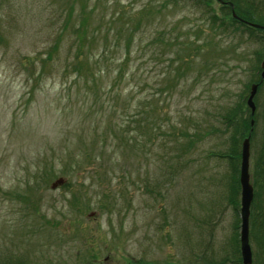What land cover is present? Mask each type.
<instances>
[{
	"label": "rangeland",
	"instance_id": "rangeland-1",
	"mask_svg": "<svg viewBox=\"0 0 264 264\" xmlns=\"http://www.w3.org/2000/svg\"><path fill=\"white\" fill-rule=\"evenodd\" d=\"M220 6L0 0V264H241L234 182L248 138L259 190L264 34L222 28Z\"/></svg>",
	"mask_w": 264,
	"mask_h": 264
},
{
	"label": "trees",
	"instance_id": "trees-1",
	"mask_svg": "<svg viewBox=\"0 0 264 264\" xmlns=\"http://www.w3.org/2000/svg\"><path fill=\"white\" fill-rule=\"evenodd\" d=\"M216 1L221 4L220 10L226 11V12H224V15L222 16V18L214 15V18L219 22V24H218L219 26H223L222 28L225 29V27H224L225 24L230 21L231 27H233V25H236L238 27L240 26L241 28H244L245 30H249L251 32L254 30H258L264 34V13L262 12V10L258 9L259 11H257L256 7L253 4L248 3L247 0H216ZM223 2H224V4H223ZM201 3L204 4L205 6H209V7L211 6V0H201ZM240 4L242 6H240ZM250 24H254L257 27H252V26H250ZM76 32L80 33V35L82 33L84 34L82 23L76 29ZM127 32L129 33V39L127 40V45H128V42L132 41L135 32L133 31V29H131L130 32L127 29ZM82 38H84V37L82 36ZM81 40H83V39H81ZM49 53L47 55V59H49V56L51 54V53L50 54ZM77 55H80V49L79 48L77 51ZM81 56H82V54H81ZM74 60L75 61H73V63H71L67 66V70L68 69L71 70L72 73L76 75V77H79V76H81L83 70L86 71L87 68L84 66L85 63L82 64V62L80 61V58H77V60L76 59H74ZM122 66L123 65L119 66L118 75H121V73H122ZM257 70L259 71L260 69L257 68ZM235 127L237 129L239 126H235ZM242 129H243V131H247L249 133L251 127L248 124L246 126L242 125ZM262 138H264V131L262 134ZM238 145H239V140H238L237 136H235L234 141H233V146L235 148H238ZM262 146L264 147V143H262ZM235 151H237V150H235ZM227 155H229V154H227ZM232 155H234L236 157V159L238 158V152L232 153ZM262 155L263 156H262L261 160L263 162V168H264V150H262ZM262 174H264V173H262ZM254 183L255 182L252 181L251 185H252V190H253V197H252V201H251L249 210H251V212H253V213H257V212L262 211V209H260V211L257 210L258 209L257 205L259 204L260 197H261V202H264V182L262 183V189H259V190L256 189V185H254ZM234 184H235V187L237 188L236 193L238 194V192H239L238 173H235ZM263 226H264V224H263ZM263 234H264V229H263ZM257 240H258V238L255 239V241H257Z\"/></svg>",
	"mask_w": 264,
	"mask_h": 264
},
{
	"label": "water",
	"instance_id": "water-1",
	"mask_svg": "<svg viewBox=\"0 0 264 264\" xmlns=\"http://www.w3.org/2000/svg\"><path fill=\"white\" fill-rule=\"evenodd\" d=\"M252 27H257L254 24H250ZM261 79L264 78V57L260 62ZM256 85L250 86L249 96L246 101V105L253 111L252 98L255 94ZM248 160H249V142L248 138H245L241 143L240 149V164L238 171V183H239V253L242 264H251V251L248 243V217L249 208L253 197L252 186L249 182L248 173ZM64 183V179L58 178L51 184V189H55Z\"/></svg>",
	"mask_w": 264,
	"mask_h": 264
},
{
	"label": "flooded vegetation",
	"instance_id": "flooded-vegetation-1",
	"mask_svg": "<svg viewBox=\"0 0 264 264\" xmlns=\"http://www.w3.org/2000/svg\"><path fill=\"white\" fill-rule=\"evenodd\" d=\"M223 4H224V2H223ZM260 71L261 70H259V73H260ZM263 126V125H262ZM263 131H264V126L262 127V131H261V143H260V147H259V151H258V153H259V159H260V161H261V163H260V172L258 173V175H257V181H258V184H257V187H258V189H262V183L264 182V174H262V173H264V168H263V162H262V160H261V158H262V150H264L263 148V146H262V143H264V138H262V134H263ZM259 206L261 207H258V211L260 210V209H262V208H264V202H261V197H260V201H259ZM258 213H260V212H257V214ZM259 215H261V214H259ZM258 215V216H259ZM260 218V222H261V224L263 225L264 224V215H263V217H259ZM263 230V229H262ZM263 237H264V235H263ZM259 240H260V238H259ZM263 244H264V240H263ZM264 248V247H263ZM264 254V250H262V255ZM263 259V261H261V263L260 264H264V258H262ZM240 260H241V258H240ZM257 260L258 259H253V262H255L254 264H257ZM241 264H242V262H241Z\"/></svg>",
	"mask_w": 264,
	"mask_h": 264
}]
</instances>
